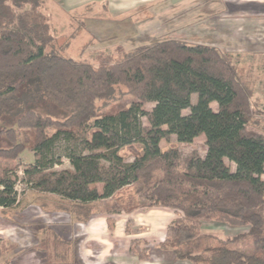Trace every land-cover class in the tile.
Instances as JSON below:
<instances>
[{
  "label": "trees",
  "instance_id": "1",
  "mask_svg": "<svg viewBox=\"0 0 264 264\" xmlns=\"http://www.w3.org/2000/svg\"><path fill=\"white\" fill-rule=\"evenodd\" d=\"M43 5V0H0V118L22 109L20 88L31 82L69 116L60 120L27 110L17 127L1 130L13 146L0 148V158L16 160L30 149L34 162L23 170L28 186L45 196V208L53 200L55 210L82 221L94 215L96 202L143 182L136 191L140 201L123 206L116 198L107 209L176 210L179 216L168 225L161 249L191 264H264V133L251 127L257 126L251 93L230 58L215 47L158 40L120 50L117 58L100 55L95 66L49 50L54 36ZM121 85L135 100L102 112L98 101L112 98ZM146 103L153 104L150 111ZM202 134L204 155L195 150L183 156L177 147L160 146L172 136L189 144ZM60 141L70 168L57 170L61 157L54 149ZM125 148L135 149L132 161H126ZM157 172L162 176L153 181ZM17 179L13 170L0 168V207L17 205ZM212 221L249 228L221 239L202 231V222ZM113 222L110 218V227ZM131 226L129 221L128 232ZM53 238L44 240L42 264H82L76 244L57 234ZM4 244L0 239V261L9 264ZM130 253L148 260L151 247L134 239Z\"/></svg>",
  "mask_w": 264,
  "mask_h": 264
},
{
  "label": "rangeland",
  "instance_id": "2",
  "mask_svg": "<svg viewBox=\"0 0 264 264\" xmlns=\"http://www.w3.org/2000/svg\"><path fill=\"white\" fill-rule=\"evenodd\" d=\"M43 1L42 12L48 16L52 26L51 33L54 36L49 50L55 49L65 57L80 56L95 66L99 64L100 55L117 58L120 50L126 52L158 40H174L189 45L215 47L230 58L241 78V85L250 90V113L254 124H257L251 127L264 133V11L261 5V9H254L259 1L264 3L263 0ZM251 6L253 9H250ZM20 89L22 109L15 115L0 118V148L13 146L1 130L17 127L18 118L29 109L60 120L69 116L68 111L45 96L37 82L23 84ZM133 100L135 98L127 93L125 86L121 85L116 87L112 98L100 100L97 105L102 112L108 113L128 106ZM196 101L197 95L194 94L192 102ZM210 105L213 110L218 109L216 102ZM152 107V103L145 104V109L148 111ZM184 113H189V109ZM143 123L147 124L146 118H143ZM205 140V135L202 134L194 142L187 144L177 142L176 137L172 136L169 141L162 140L161 147H177L183 156L195 150L204 155ZM65 145L64 141H60L54 149L55 156L61 157V164L54 167L57 170L70 168L69 161L64 156ZM122 152L126 161L134 159L135 149L125 148ZM33 162L34 153L30 149L16 160L0 158V168L13 170L18 178L16 183L18 203L4 209L10 223L6 232L2 230L4 237L0 239L5 241L4 247L8 250L6 254L10 257L23 252L26 247L19 246L12 239L16 233L23 238V241L28 240L24 242L26 245L32 244L34 240V245L27 249L34 248L38 257L36 261L42 264L41 257L46 251L44 240L53 241V234L62 229L55 227L49 230L48 226H45V230L39 229L44 223L36 219L35 205L43 206L46 199L28 186L23 173L24 168ZM227 162L231 170L235 171V163L229 160ZM161 176V172L155 173L153 181ZM261 178L264 180V174ZM140 183L123 188L106 207L117 203V199H121L118 203L123 206L140 201L136 193L137 189L142 187ZM47 208L55 210L57 206L53 200H48ZM207 223L203 222V231L221 238L235 236L249 228L219 224L215 221ZM18 225L20 227H17ZM131 227L130 230L136 228V226ZM76 241L72 240L74 245L75 243L77 245L78 241ZM63 253L64 250L61 249L60 255ZM9 260L11 261V258Z\"/></svg>",
  "mask_w": 264,
  "mask_h": 264
},
{
  "label": "crops",
  "instance_id": "3",
  "mask_svg": "<svg viewBox=\"0 0 264 264\" xmlns=\"http://www.w3.org/2000/svg\"><path fill=\"white\" fill-rule=\"evenodd\" d=\"M260 5L264 8V3L259 1L254 9H261ZM250 9H253V6ZM96 186L99 191H102V184ZM112 199L96 202L94 215L87 221L77 220L73 214L62 210H52L41 205H35L36 219L44 223V226L39 227V229L45 230V226L50 227L49 230L60 227L62 231H56L57 235L66 241L77 240L76 254L82 264H191L188 261L178 260L173 252L160 248L161 243L165 241L168 225L179 216L176 210L163 206H153L109 212L106 205ZM4 209L6 208L0 207L1 238L4 237L3 232L7 231L10 223L9 216ZM110 218L114 220L113 227L109 226ZM129 221H132L134 226L143 228L142 231L140 233H135L134 230L128 232L126 227ZM208 223L210 224V222ZM12 239L19 246L26 247L23 252L15 254L13 257L6 255V262L9 264H39L36 261L38 260L36 250L34 248L27 249L34 245V240L32 244L26 245L24 242H28V240L23 241V238L17 233ZM134 239H142L148 243L151 247L150 259L140 260L130 253V246ZM0 264L6 263L1 260Z\"/></svg>",
  "mask_w": 264,
  "mask_h": 264
}]
</instances>
